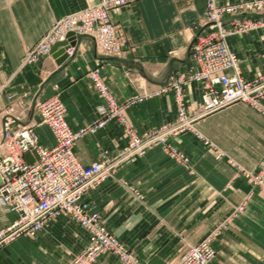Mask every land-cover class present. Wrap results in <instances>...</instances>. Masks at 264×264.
I'll use <instances>...</instances> for the list:
<instances>
[{
	"label": "crops",
	"instance_id": "1",
	"mask_svg": "<svg viewBox=\"0 0 264 264\" xmlns=\"http://www.w3.org/2000/svg\"><path fill=\"white\" fill-rule=\"evenodd\" d=\"M98 1L0 0V125L2 111L12 101L24 121H35L34 102L59 95L70 126L91 127L101 119L98 107L103 103L95 75L121 101L150 93L190 70V45L206 27V0H138L112 10L111 19L124 32L119 54L100 53L92 38L83 35L71 41L74 51L63 60L50 53L36 63L23 62L27 49L54 18ZM229 44L239 57L242 76L252 78L264 71V27L234 35ZM202 91L198 82L184 89L188 111L201 104ZM22 97L24 105L18 103ZM175 115L172 91L124 109L127 124L139 134ZM194 124L193 131L170 138L186 162L160 146L150 148L88 191L90 212L145 263L167 264L219 229L217 253L209 264H264V185L246 177L264 164L263 108L239 102ZM36 132L41 145L55 144L47 125L36 126ZM127 139L126 125L112 120L79 138L74 152L89 165L101 160L104 150L109 157L117 155ZM24 157L34 160L30 152ZM15 217L13 212L0 214V227ZM89 242V231L61 214L36 236H20L5 245L0 264H69ZM95 264L121 262L104 253Z\"/></svg>",
	"mask_w": 264,
	"mask_h": 264
},
{
	"label": "built area",
	"instance_id": "2",
	"mask_svg": "<svg viewBox=\"0 0 264 264\" xmlns=\"http://www.w3.org/2000/svg\"><path fill=\"white\" fill-rule=\"evenodd\" d=\"M127 1L130 0H101L94 6L75 11L58 20L53 31L27 52L25 61L37 62L50 52L52 45L65 40L69 32L75 38L81 34L90 36L100 53L119 54L123 50L124 37L119 26L111 21L109 12L112 7ZM209 6L214 12L205 28L209 27L211 30L204 35L199 34L192 41V67L188 72L175 75L167 87L117 101L110 95L107 85L94 76L103 103L98 107L101 119L91 127L73 129L67 120V108L59 95L35 102L33 110L39 121H24L21 115L15 113V100L2 111L0 214L13 212L16 217L0 227V250L20 236H36L51 219L66 214L90 233L89 244L69 264H95L106 252L117 255L121 264H148L140 261L109 232L99 215L90 212L86 195L105 179L112 177L121 164L134 161L156 145H162L168 154L186 162L187 157L183 153L168 148L172 136L188 131L199 115L239 102L258 107L264 99V73L252 79L243 77L237 70V54L226 42L216 40L215 33L222 28L220 15L234 7L218 8L213 0H209ZM64 20L67 21L66 24L62 23ZM73 51V46L67 48L68 55ZM228 70H233V73L229 74ZM191 82H198L203 86V103L189 113L183 91ZM172 90L176 91L178 102L175 121L137 135L127 124L124 109L142 101L144 97ZM112 120L126 125L129 137L125 146L115 156H107V151L104 150L101 160L89 165L81 163L74 152L76 141ZM39 124L48 125L54 134L55 144L52 147L40 144L36 132ZM27 152L34 155L33 161H26L24 155ZM246 177L252 182H256L255 178L264 179V164L258 172L247 173ZM219 233V229L210 233L167 264H209L217 253L214 243Z\"/></svg>",
	"mask_w": 264,
	"mask_h": 264
},
{
	"label": "rangeland",
	"instance_id": "3",
	"mask_svg": "<svg viewBox=\"0 0 264 264\" xmlns=\"http://www.w3.org/2000/svg\"><path fill=\"white\" fill-rule=\"evenodd\" d=\"M101 0H99L97 3H99ZM136 1H138V0H130V1H127L126 3H124V4H122V5H119V6H115V7H112L111 8V10H110V18H111V11L112 10H114V9H116V8H118V7H122V6H125V5H128V4H131V3H133V2H136ZM213 2L217 5V7L218 8H223V7H228V6H232V7H234L231 11H228V10H225L221 15H220V20H221V23H222V28H221V30L219 31V30H217V32L215 33V34H217V38H216V40H218V41H224V42H226L227 44H228V46L230 47V49L232 50V51H234L232 48H231V46H230V44H229V39H230V37H232V36H234V35H238V34H243V33H247V32H250V31H253V30H256V29H259V28H261V27H264V0H237V1H233V2H226V3H218L217 2V0H213ZM97 3H95V4H97ZM94 4V5H95ZM94 5H91V6H94ZM91 6H89V7H91ZM85 8H88V7H85ZM85 8H82V9H85ZM79 10H81V9H79ZM76 11H78V10H76ZM73 12H75V11H73ZM73 12H71V13H73ZM213 12H214V10H213V8L211 7V6H209V0H206V4H205V15H206V23L208 22V20H210L211 19V17H212V14H213ZM71 13H68L67 15H69V14H71ZM67 15H64V16H61V17H58V18H54L53 19V21H52V23H51V26L49 27V29L40 37V39L32 46V47H30V48H28L27 49V51H26V53L24 54V57H23V62L25 63L26 61H25V56L27 55V52L29 53V51L32 49V48H34V46H36L39 42H41L45 37H47L52 31H53V29H54V27H55V24L57 23V21L58 20H60V19H63L65 16H67ZM77 18V17H76ZM111 21L115 24V25H118V24H116L112 19H111ZM66 22L67 21H62V23L63 24H66ZM61 23V24H62ZM119 26V28H120V30L122 31V28L120 27V25H118ZM211 29L208 27V28H205V30H204V32H202V33H200V34H202V35H204V34H206V33H208L209 31H210ZM124 32L122 31V34H123ZM84 34H81L80 36H83ZM199 35V34H198ZM197 35V36H198ZM196 36V37H197ZM90 37V36H89ZM123 37H124V35H123ZM195 37V38H196ZM194 38V39H195ZM74 39H76L74 36H73V33L71 32H69L68 34H67V38L65 39V40H61V41H58V42H56L55 44H57V43H59V42H63V41H67V45H65L64 47H66V49H65V53H67V48L68 47H71L72 46V44H70L71 43V41H73ZM54 44V45H55ZM192 44V43H191ZM54 45H52V48H51V50H50V52L48 53V54H50V53H54L52 50H53V47H54ZM60 48V47H59ZM191 45H190V50H191ZM235 52V51H234ZM190 53H191V51H190ZM236 53V52H235ZM68 54V53H67ZM45 55H47V54H44L43 56H45ZM42 56V57H43ZM238 56V55H237ZM41 58V57H40ZM238 59H239V57H238ZM40 60V59H39ZM38 60V61H39ZM239 62H240V60H239ZM27 63H29V62H27ZM36 63V62H35ZM238 65H239V63H238ZM238 65H237V67H238ZM237 70H238V68H237ZM239 72V71H238ZM260 73H264V71L263 72H260ZM259 73V74H260ZM242 74V73H241ZM243 75V74H242ZM258 75V74H257ZM256 75V76H257ZM256 76H254V77H256ZM243 77H245V76H243ZM254 77H252V78H254ZM246 78V77H245ZM252 78H247V79H252ZM171 81V80H170ZM170 81L168 82V83H164V84H162V85H160L158 88H157V90H160L161 88H165V87H167L168 85H169V83H170ZM191 83H193V82H191ZM190 83V84H191ZM189 84V85H190ZM188 86V85H187ZM186 86V87H187ZM185 87V88H186ZM184 88V89H185ZM202 88H203V86H202ZM172 92H173V97H174V104H175V110L177 109V105H178V102H177V99H176V91L175 90H172ZM143 94V93H142ZM163 93H159L158 95H152V97H154V96H159V95H162ZM202 94H203V91H202ZM149 97H151V96H148V97H144L143 98V100H145L146 98H149ZM184 99H185V97H184ZM37 100H39V99H37ZM36 100V101H37ZM263 100V99H262ZM35 101V102H36ZM35 102H34V104H35ZM18 103L20 104V105H24V100H23V97L22 98H20V99H18ZM203 103V99H202V102H201V104ZM10 104H12V103H10ZM9 104V105H10ZM34 104H33V106H34ZM185 104H186V102H185ZM201 104H199V105H197L196 107H198V106H200ZM261 104H262V101H261ZM8 105V106H9ZM7 106V107H8ZM15 106V105H14ZM229 106V105H228ZM252 106V105H251ZM6 107V108H7ZM196 107H194V108H192V110L191 111H188V109H187V111L189 112V113H191ZM227 107V106H226ZM186 108H187V104H186ZM223 108H225V107H223ZM255 108H257V109H261V108H258V107H255ZM222 109V108H221ZM218 110H220V109H218ZM217 110V111H218ZM214 112H216V111H214ZM214 112H212V113H214ZM263 112H264V108H263ZM209 114H211V113H209ZM209 114H206V115H209ZM206 115H203V116H200V117H196L195 118V120H194V122L197 120V119H199V118H202V117H205ZM177 118V112H176V115H175V119ZM175 119L174 120H172V121H169V122H166V123H163L162 125H160V126H158V127H155V128H152V129H156V128H160V127H162L163 125H165V124H167V123H170V122H173V121H175ZM37 121H39V119L37 118ZM40 125V124H39ZM46 125V124H45ZM194 125L195 124H193L192 123V126H193V129L192 130H188V131H193L194 130ZM152 129H149V130H147V131H145V132H143V133H137L136 131H134L133 129V131L137 134V135H143L144 133H146V132H148V131H150V130H152ZM184 132H186V131H184ZM184 132H182V133H184ZM182 133H180V134H182ZM180 134H177V135H175V136H172V137H176V136H179ZM128 137H129V134H128ZM81 138V137H80ZM127 141H128V139H127ZM127 143V142H126ZM156 146H160V147H162V145H156ZM155 147V146H154ZM152 148V147H151ZM168 148L171 150V149H174V150H176L177 152H179V153H181V151H179V150H177L172 144H171V142H170V144L168 145ZM162 149L163 150H165L166 151V149L165 148H163L162 147ZM149 150V149H148ZM147 150V151H148ZM146 151V152H147ZM144 155V154H143ZM142 156V155H141ZM140 157V156H139ZM178 161H180L181 162V160H178ZM263 166V165H262ZM261 166V167H262ZM261 169V168H260ZM259 169V170H260ZM252 174H254V173H252ZM251 181V180H250ZM255 181L256 182H253V183H256V184H260V185H264V179L262 178V179H258V178H255ZM95 214V213H94ZM98 215V214H97ZM218 230V229H217ZM214 231H216V230H214ZM214 231H212V232H214ZM212 232H210V233H212ZM209 233V234H210ZM208 234V235H209ZM207 235V236H208ZM34 237V236H33ZM203 240V239H202ZM106 253H111V254H113L112 252H106ZM103 255V254H102ZM115 255V254H114ZM117 256V255H116ZM118 257V256H117ZM119 258V257H118ZM119 260H120V258H119ZM97 262V261H96ZM121 262V261H120ZM149 264V263H148Z\"/></svg>",
	"mask_w": 264,
	"mask_h": 264
},
{
	"label": "water",
	"instance_id": "4",
	"mask_svg": "<svg viewBox=\"0 0 264 264\" xmlns=\"http://www.w3.org/2000/svg\"><path fill=\"white\" fill-rule=\"evenodd\" d=\"M65 45H67V41L59 42L54 45L52 50L54 53H57L58 56H61L62 60L65 59V57L67 56V53H65V49H66V47H64ZM59 47H61L62 49H59Z\"/></svg>",
	"mask_w": 264,
	"mask_h": 264
},
{
	"label": "bare ground",
	"instance_id": "5",
	"mask_svg": "<svg viewBox=\"0 0 264 264\" xmlns=\"http://www.w3.org/2000/svg\"><path fill=\"white\" fill-rule=\"evenodd\" d=\"M73 19H77L76 17H73ZM246 104V103H245ZM254 107V106H253ZM258 108H264L263 105L260 103V105L258 106ZM217 111V110H216ZM214 112V111H213ZM209 113H212V112H209ZM209 113H205L204 115L206 114H209ZM200 116H203V115H199L197 117H200ZM48 126V125H47ZM49 127V126H48ZM50 128V127H49ZM193 129V126L191 125L190 128L188 130H192ZM51 130V129H50ZM0 132H1V125H0ZM54 135V134H53Z\"/></svg>",
	"mask_w": 264,
	"mask_h": 264
}]
</instances>
